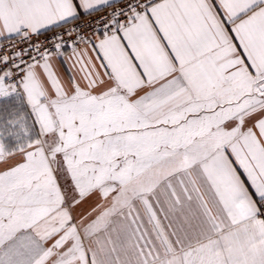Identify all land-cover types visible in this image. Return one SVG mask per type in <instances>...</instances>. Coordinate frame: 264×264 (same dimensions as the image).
<instances>
[{
  "label": "snow or ice",
  "instance_id": "snow-or-ice-1",
  "mask_svg": "<svg viewBox=\"0 0 264 264\" xmlns=\"http://www.w3.org/2000/svg\"><path fill=\"white\" fill-rule=\"evenodd\" d=\"M0 264H264V0H0Z\"/></svg>",
  "mask_w": 264,
  "mask_h": 264
},
{
  "label": "crops",
  "instance_id": "crops-1",
  "mask_svg": "<svg viewBox=\"0 0 264 264\" xmlns=\"http://www.w3.org/2000/svg\"><path fill=\"white\" fill-rule=\"evenodd\" d=\"M57 67L59 68L62 74L66 75V73L64 72V67H65L64 65H60L59 62H57Z\"/></svg>",
  "mask_w": 264,
  "mask_h": 264
},
{
  "label": "built area",
  "instance_id": "built-area-1",
  "mask_svg": "<svg viewBox=\"0 0 264 264\" xmlns=\"http://www.w3.org/2000/svg\"><path fill=\"white\" fill-rule=\"evenodd\" d=\"M43 39V37H41Z\"/></svg>",
  "mask_w": 264,
  "mask_h": 264
}]
</instances>
